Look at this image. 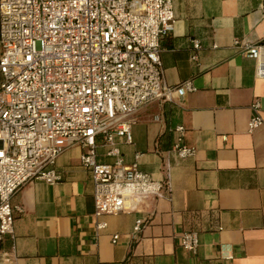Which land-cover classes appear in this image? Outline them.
I'll list each match as a JSON object with an SVG mask.
<instances>
[{
  "label": "crops",
  "instance_id": "crops-1",
  "mask_svg": "<svg viewBox=\"0 0 264 264\" xmlns=\"http://www.w3.org/2000/svg\"><path fill=\"white\" fill-rule=\"evenodd\" d=\"M173 11V32L161 40L164 81L195 91L140 108L132 143L118 145L124 165L168 188L96 218L90 173L72 148L56 159L59 183L32 180L11 199L21 212L14 237L0 241V264H264V77L256 71L264 49L254 59L234 46H264V0H173ZM255 100L263 125L249 133ZM179 127L195 149L184 159L169 152ZM105 153L97 149L98 161L113 164ZM98 223L106 228L96 233ZM184 232L196 233L195 253L179 246Z\"/></svg>",
  "mask_w": 264,
  "mask_h": 264
},
{
  "label": "built area",
  "instance_id": "built-area-1",
  "mask_svg": "<svg viewBox=\"0 0 264 264\" xmlns=\"http://www.w3.org/2000/svg\"><path fill=\"white\" fill-rule=\"evenodd\" d=\"M174 25L173 0H0V241L14 237L21 209L13 196L32 180L59 183L56 159L75 147L91 176L96 218L119 215L128 200L160 197L168 188L137 164L124 165L118 145L132 143L140 108L173 91H195L191 82L170 88L164 81L161 40ZM234 46L254 59L264 49L239 40ZM256 71L264 77V63ZM250 110L249 133L263 125L257 100ZM174 131L169 152L193 156L184 129ZM99 147L113 164L98 161ZM105 228L95 225L96 233ZM178 244L195 253L196 233H182Z\"/></svg>",
  "mask_w": 264,
  "mask_h": 264
}]
</instances>
